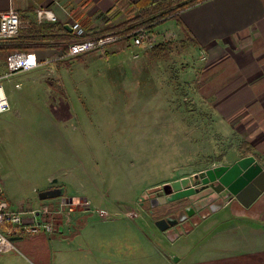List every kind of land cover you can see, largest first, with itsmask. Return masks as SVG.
<instances>
[{"label":"rangeland","instance_id":"1","mask_svg":"<svg viewBox=\"0 0 264 264\" xmlns=\"http://www.w3.org/2000/svg\"><path fill=\"white\" fill-rule=\"evenodd\" d=\"M135 15H139L136 5L131 9L128 3L117 2L96 15L94 22L83 25L77 16L74 19L94 36L87 30L90 23L102 27L103 34L110 28L121 29L123 23L133 25ZM177 19H181L178 14L152 27L156 35L152 46L114 44L3 80L10 110L0 113V170L4 198L13 208L52 211L62 198L43 200L39 193L68 181L65 196L83 191L92 203L82 199L67 204L63 219L72 230L67 227V236L73 235L78 221L75 210L86 206L90 210L84 234L89 237L120 235L128 218L162 240L163 251L173 256L194 250L196 238L202 246L209 242L210 232L195 223L204 213L210 220L222 215L211 207L221 195L203 183L202 173L232 165L247 153H262L248 146L240 125L225 119L217 107L221 101L205 92L208 64L191 44L181 45L184 36ZM10 42H0L1 73L7 55L20 50L10 48ZM166 185L172 192L190 187L197 191L151 211L152 199L166 193ZM188 206L198 212L180 221V226L167 233L156 225V219L183 214ZM100 209L109 212L107 219H118V231L102 225ZM220 221L219 229L225 228ZM192 229L196 232L185 238ZM47 234L20 236L15 241L18 250L11 253L38 263L34 247L26 249L20 241Z\"/></svg>","mask_w":264,"mask_h":264},{"label":"crops","instance_id":"2","mask_svg":"<svg viewBox=\"0 0 264 264\" xmlns=\"http://www.w3.org/2000/svg\"><path fill=\"white\" fill-rule=\"evenodd\" d=\"M122 1L136 3L140 0ZM117 2L118 0H0V11L15 8L26 23L20 30L22 32L31 23H38L35 14L38 7L50 8L58 18L55 22L46 21L41 22L42 24L61 23L65 27L71 26V17L76 16L83 25L87 20L94 22L96 15L110 9ZM178 14L181 23L177 26L183 36L188 34L192 37V46L208 64L207 69H204L207 71L203 84L205 92L209 93L210 98L221 101L217 103V107L225 119L233 125H240L241 131L246 133L248 146L259 149L263 155L247 153L242 158L253 155L264 168V0H200ZM87 26L92 35L102 34V27L91 23ZM18 37L19 35L11 39L10 45L15 49L21 46ZM42 37L43 34H39L37 41L32 40L28 45H22L26 46L22 50H27L45 68L55 64L58 66L69 60L63 51L66 44L63 36L58 41L40 40ZM54 114L58 116V113ZM64 182L68 184V181ZM67 184L64 186L65 194ZM180 190L183 189H178ZM175 192L177 191L172 193ZM217 194L221 195V200L211 204V207L213 211H217L216 214L222 215L210 220L211 216L204 213L201 222L195 223L196 227L203 224L205 231L210 232L209 242L202 246L196 238L195 249L190 248L191 252L188 254L183 252L173 256L166 253L162 249V240L150 236L136 221L128 218L124 219L126 223L122 226L123 232L120 235L108 233L89 237L84 234V219L90 210L86 206L74 212V215L78 213V221L74 225L72 236L65 235L67 227L72 231L71 223L61 224L59 217L58 230L53 236L46 233L48 237L40 235L31 241L23 239L20 242L26 249L34 247L33 252L38 259L36 264H264V191L249 206L243 205L235 196H229L226 190L217 191ZM66 196L86 199L91 206V200L83 191H70ZM165 196V193H161L152 199L151 202H155L151 203V211L164 205H157L156 202ZM191 210L192 218L198 210ZM219 220L224 221L225 228L219 229ZM101 221L105 228L114 227L118 231V219L111 217ZM28 222L31 220L28 219ZM167 230L168 233L170 230ZM193 230L185 238L189 239L188 236L196 232ZM176 240L173 238V241L177 242ZM147 249L151 251L147 252ZM1 253L2 264L32 263L21 254Z\"/></svg>","mask_w":264,"mask_h":264},{"label":"built area","instance_id":"3","mask_svg":"<svg viewBox=\"0 0 264 264\" xmlns=\"http://www.w3.org/2000/svg\"><path fill=\"white\" fill-rule=\"evenodd\" d=\"M35 14L38 22H55L58 19L48 7H38ZM70 25L76 40L69 44L68 52L65 53L67 58L77 57L100 49L103 50L110 45L122 42H130L131 45L139 48L145 45L152 46L156 41V35H154L155 33L150 25H144L131 31H110L94 36H89L83 25L72 17ZM25 26L26 23L15 8L12 7L8 10L0 11V41L15 38ZM41 64L35 61L27 50H15L7 55L5 70L2 73L0 72V113L10 110V103L2 84L3 80L10 78L16 73L34 70ZM1 177L2 173L0 170V252L18 250L15 244L16 240L13 237L19 238L26 234H38L43 231L48 234H55L58 230L59 217H61V224H67L64 223L63 219V214L66 212L64 208H66L67 204L63 202L52 211L47 208L43 211H25L13 208L9 201L4 198V187ZM98 214L103 219L109 217V212L105 209H100ZM28 219L31 222H28Z\"/></svg>","mask_w":264,"mask_h":264},{"label":"water","instance_id":"4","mask_svg":"<svg viewBox=\"0 0 264 264\" xmlns=\"http://www.w3.org/2000/svg\"><path fill=\"white\" fill-rule=\"evenodd\" d=\"M65 28L72 32L71 26L66 25ZM202 176H204L203 183L211 184L218 192L228 191L229 196H235L245 206H249L264 191V168L253 155L245 156L232 165H219L208 169L202 173ZM165 189L167 196L160 197L157 205L183 199L197 191L196 188L190 187L172 193V189H169L168 185L165 186ZM56 197H61L65 204L80 200L79 197H66L64 186L46 189L39 193V198L43 200ZM191 212L190 208H186V213L161 217L155 222L160 230L166 231L183 221L188 215L190 216ZM16 238L13 237L15 240Z\"/></svg>","mask_w":264,"mask_h":264},{"label":"trees","instance_id":"5","mask_svg":"<svg viewBox=\"0 0 264 264\" xmlns=\"http://www.w3.org/2000/svg\"><path fill=\"white\" fill-rule=\"evenodd\" d=\"M200 0H189L184 1L183 0H140L139 2L135 3H128L129 6H131V9L133 6L136 5V7L139 10V15H135L131 21L134 22L133 25H129L127 27V23H123L120 26H123L121 29L115 30L116 28H110L108 31H131L132 29L139 28L141 25H150L151 28L155 26V24H160L163 20H167L171 17H176V15L183 9H185L188 6L193 5L194 3L198 2ZM118 2H121V0H118ZM121 3H124L123 1ZM179 15V14H178ZM177 25H180V20H176ZM28 27V25H27ZM61 32V33H60ZM39 34H43V37L40 40H47L51 39L53 41H58L59 39H65L66 44L63 46L64 53L68 52L69 44L73 42L75 39V36L72 32H68L64 25L61 23H55V24H48L41 22H33L30 24V27L28 29H25L24 31L20 32L18 41L21 42V46H19L18 49L22 50L26 46L22 45H28L29 41L32 40H38ZM49 34H53L50 36ZM61 35V37L59 36ZM63 36V38H62ZM17 37V36H16ZM13 39V38H12ZM129 41V39H127ZM181 45L186 46L187 44H193V39L188 34H185L182 39H180ZM123 43V42H122ZM11 44V42H10ZM11 46V45H10ZM31 46V45H30ZM38 46V45H36ZM13 48V47H11ZM163 49H166L167 47L162 46ZM156 49V48H155ZM162 49V50H163ZM82 55L77 56L76 58L81 57Z\"/></svg>","mask_w":264,"mask_h":264},{"label":"flooded vegetation","instance_id":"6","mask_svg":"<svg viewBox=\"0 0 264 264\" xmlns=\"http://www.w3.org/2000/svg\"><path fill=\"white\" fill-rule=\"evenodd\" d=\"M54 187H57V186H52L51 188H54ZM165 195L167 196V194L165 193ZM179 200H181V199H179ZM178 201V200H177ZM155 201H153V202H151L152 204L154 203ZM156 203H158V201L156 202ZM160 205V204H159ZM186 208H191V207H186ZM192 209V208H191ZM185 213H186V209H185ZM178 215V214H177ZM188 217L190 218L191 216H187L186 217V219H188Z\"/></svg>","mask_w":264,"mask_h":264}]
</instances>
